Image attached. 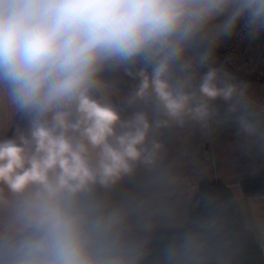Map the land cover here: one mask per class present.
<instances>
[{"label":"clouds","instance_id":"9594fccd","mask_svg":"<svg viewBox=\"0 0 264 264\" xmlns=\"http://www.w3.org/2000/svg\"><path fill=\"white\" fill-rule=\"evenodd\" d=\"M238 25L264 32V0H0V109L16 118L0 137V264H141L109 193L156 165L162 130L205 125L220 100L257 131L213 60Z\"/></svg>","mask_w":264,"mask_h":264},{"label":"rangeland","instance_id":"374dc122","mask_svg":"<svg viewBox=\"0 0 264 264\" xmlns=\"http://www.w3.org/2000/svg\"><path fill=\"white\" fill-rule=\"evenodd\" d=\"M239 27L217 47L225 56ZM230 55L236 65L264 76V32L246 31ZM227 75L243 89L255 114L257 131L245 132L235 115L228 111L229 105L220 100L215 105L216 115L205 125L188 124L162 130L163 148L157 166L141 165L120 182L124 185L122 198L134 203L139 211L128 216V221L130 218L139 221L129 222L130 226L138 223V227H183L204 180H226L236 186L235 180L264 178V84L241 82ZM114 198L119 200V194ZM240 236L243 247L252 250V234L242 229Z\"/></svg>","mask_w":264,"mask_h":264},{"label":"trees","instance_id":"16d2710c","mask_svg":"<svg viewBox=\"0 0 264 264\" xmlns=\"http://www.w3.org/2000/svg\"><path fill=\"white\" fill-rule=\"evenodd\" d=\"M213 60L222 67L227 60L225 52L216 47ZM256 75L262 81L254 83L264 84V76ZM241 186L246 196L264 195V178L243 179ZM241 232L232 189L221 180L209 179L200 183L185 227L130 230L143 247L141 264H264L255 240L252 250L243 247ZM189 239L192 244L185 255H170L172 249Z\"/></svg>","mask_w":264,"mask_h":264},{"label":"crops","instance_id":"0c3cea01","mask_svg":"<svg viewBox=\"0 0 264 264\" xmlns=\"http://www.w3.org/2000/svg\"><path fill=\"white\" fill-rule=\"evenodd\" d=\"M132 81L127 77H122L121 83L118 85L120 89L121 95L125 94L131 87ZM16 123V118L12 115V113L7 109H0V137L2 136H10L14 131V124ZM160 133L158 139L161 138ZM157 166V163L154 167ZM162 168V164H161ZM137 180V179H136ZM226 183L233 191L234 201L236 202V206L238 209L239 219L241 228L250 232L255 240V242L259 245L263 257H264V195L257 196H246L244 194V190L241 186V181H236V186L234 183L230 181L222 180ZM137 181L135 182L134 187H136ZM118 192V193H117ZM122 193L124 194V185L123 183H119L115 188L109 193L110 200L115 204L123 205L127 211L128 216L139 212L136 208V205L130 201H126L122 198ZM119 194V200H115L114 196ZM147 213V212H146ZM138 222L134 221L133 218H130L128 221L129 230H145L152 231L159 229L157 227H138V223L134 226H130L129 222ZM188 221V220H187ZM188 223V222H186ZM187 225V224H186ZM184 225L183 227H185ZM165 228V227H161ZM180 228V227H179Z\"/></svg>","mask_w":264,"mask_h":264},{"label":"water","instance_id":"95a60500","mask_svg":"<svg viewBox=\"0 0 264 264\" xmlns=\"http://www.w3.org/2000/svg\"><path fill=\"white\" fill-rule=\"evenodd\" d=\"M223 70L238 78L241 82H246V83H254V82H257V81H262L257 75L255 74H252L246 70H243V69H240V68H237L231 61L229 60H226L224 63H223V66H222Z\"/></svg>","mask_w":264,"mask_h":264},{"label":"built area","instance_id":"2783aa9c","mask_svg":"<svg viewBox=\"0 0 264 264\" xmlns=\"http://www.w3.org/2000/svg\"><path fill=\"white\" fill-rule=\"evenodd\" d=\"M245 33H246V31L242 28V26L239 27L238 32H237V34H236V36H235V39L232 41V44H231V46H230V49H229L228 51H226V53H227V55H226L227 60L231 61L229 56H231L230 54H232V53L235 52L237 46L240 44L241 40L243 39V35H244ZM231 62H232V61H231ZM232 63H233V62H232ZM214 64H215V66H217V67L223 69V68H222L221 66H219L216 62H214ZM233 64H234L237 68L243 69V67H241L240 65L238 66V65H236L235 63H233ZM243 70H246V69H243ZM246 71H248V72H250V73H252V74H255V75L258 74V72H256V71L253 70V69H251V70L247 69Z\"/></svg>","mask_w":264,"mask_h":264}]
</instances>
